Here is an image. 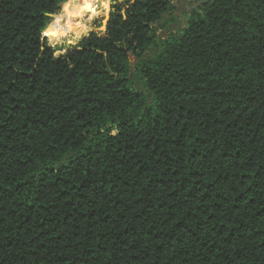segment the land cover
<instances>
[{"label": "trees", "instance_id": "1", "mask_svg": "<svg viewBox=\"0 0 264 264\" xmlns=\"http://www.w3.org/2000/svg\"><path fill=\"white\" fill-rule=\"evenodd\" d=\"M63 2L0 0V264H264V0H116L57 53Z\"/></svg>", "mask_w": 264, "mask_h": 264}, {"label": "rangeland", "instance_id": "2", "mask_svg": "<svg viewBox=\"0 0 264 264\" xmlns=\"http://www.w3.org/2000/svg\"><path fill=\"white\" fill-rule=\"evenodd\" d=\"M69 0H64L61 9V15L63 10V5ZM203 0H172L173 7L170 12L165 13L163 19L155 24L157 28V33L160 35H166L170 32H176L179 26H183L186 22L187 16L190 14L191 10L196 8ZM116 3V0H95V4L92 7L90 13H88L81 25L77 29H73L70 32L64 33L59 38L51 37L48 34V28L46 34L49 43L57 48V53L62 52L60 48H70L77 45L81 39L86 36L92 29L105 30L107 21L110 16L112 5ZM53 16L52 23H58L60 16ZM55 17V19H54ZM58 18V19H57ZM58 20V22H56ZM66 21L62 22L61 25H65ZM135 57H131L132 67H134ZM113 134H116V129H113Z\"/></svg>", "mask_w": 264, "mask_h": 264}, {"label": "bare ground", "instance_id": "3", "mask_svg": "<svg viewBox=\"0 0 264 264\" xmlns=\"http://www.w3.org/2000/svg\"><path fill=\"white\" fill-rule=\"evenodd\" d=\"M95 0H69L63 5L62 15L56 22L52 23L48 30V34L54 38H59L66 32L77 29L83 22L84 17L90 13ZM58 19V18H57ZM66 21V24L61 25ZM65 35V34H64Z\"/></svg>", "mask_w": 264, "mask_h": 264}]
</instances>
